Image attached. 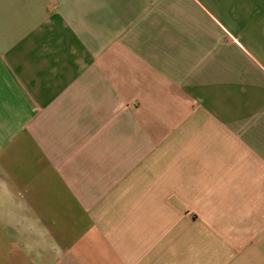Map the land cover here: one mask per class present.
I'll return each mask as SVG.
<instances>
[{
	"label": "crops",
	"instance_id": "crops-1",
	"mask_svg": "<svg viewBox=\"0 0 264 264\" xmlns=\"http://www.w3.org/2000/svg\"><path fill=\"white\" fill-rule=\"evenodd\" d=\"M0 264H264V0H0Z\"/></svg>",
	"mask_w": 264,
	"mask_h": 264
}]
</instances>
